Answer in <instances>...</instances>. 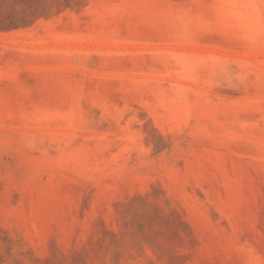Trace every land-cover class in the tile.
Returning <instances> with one entry per match:
<instances>
[{
    "label": "rangeland",
    "instance_id": "374dc122",
    "mask_svg": "<svg viewBox=\"0 0 264 264\" xmlns=\"http://www.w3.org/2000/svg\"><path fill=\"white\" fill-rule=\"evenodd\" d=\"M0 264H264V0H0Z\"/></svg>",
    "mask_w": 264,
    "mask_h": 264
}]
</instances>
